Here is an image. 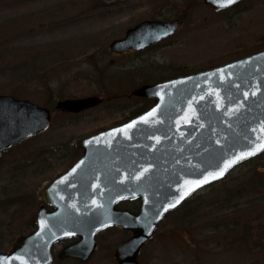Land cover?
<instances>
[{
    "label": "rangeland",
    "instance_id": "rangeland-1",
    "mask_svg": "<svg viewBox=\"0 0 264 264\" xmlns=\"http://www.w3.org/2000/svg\"><path fill=\"white\" fill-rule=\"evenodd\" d=\"M182 19L149 52L114 56L108 44L144 19ZM264 49V0L215 11L202 0H0V94L49 107L45 131L0 157V251H7L43 203L41 190L80 156L75 141L115 125L151 101L127 94L142 82L219 65ZM88 95L79 112L54 107ZM120 207L138 208L136 201ZM129 235L101 231L86 262L114 264ZM61 244L55 246L56 253ZM141 264H264V151L232 168L168 212L143 246Z\"/></svg>",
    "mask_w": 264,
    "mask_h": 264
},
{
    "label": "water",
    "instance_id": "water-1",
    "mask_svg": "<svg viewBox=\"0 0 264 264\" xmlns=\"http://www.w3.org/2000/svg\"><path fill=\"white\" fill-rule=\"evenodd\" d=\"M203 2L215 9L233 4ZM180 24L178 19L142 20L113 39L108 50L144 48L172 35ZM130 94L152 97L154 103L123 124L75 141L81 156L42 188L32 228L0 251V264H50L53 246L66 238L75 239L59 249L57 258L86 262L97 233L111 226L130 232L115 246L114 264H140L141 248L166 212L264 150V49L143 84ZM101 101L98 95L63 98L54 107L79 112ZM49 124L48 107L0 94V155ZM136 198L137 212L117 207Z\"/></svg>",
    "mask_w": 264,
    "mask_h": 264
},
{
    "label": "flooded vegetation",
    "instance_id": "flooded-vegetation-1",
    "mask_svg": "<svg viewBox=\"0 0 264 264\" xmlns=\"http://www.w3.org/2000/svg\"><path fill=\"white\" fill-rule=\"evenodd\" d=\"M245 1H247V0H238V1H236L235 3H233L232 5H230V6H228V7H225V8H223V9H221V10H218V11H223V10H227V9H230V8H234V7H237V6H239V5H241L242 3H244ZM160 42V41H159ZM159 42H157V43H155V44H153V45H151V46H147V47H145V48H143V49H140V50H133V49H128V50H126V51H123V52H121V53H110V54H113L114 56H118V55H126V54H139V53H144V52H147V53H150L149 51L154 47V46H156ZM169 78V77H168ZM164 79H166V78H164ZM160 80H163V79H160ZM159 81V80H158ZM153 82H155V81H153ZM143 83H152V82H142V83H140V84H143ZM139 84V85H140ZM138 85V86H139ZM128 95V94H127ZM139 98H141V99H148L149 101H152V99L151 98H147V97H144V96H139ZM132 117V116H131ZM131 117H128V118H126L124 121H121V122H119V123H122V122H125V121H127L128 119H130ZM118 124V123H117ZM80 150V149H79ZM81 153H82V151L80 150V155H81ZM79 157V156H78ZM78 157L76 158V159H78ZM75 159V160H76ZM74 160V161H75ZM125 201H131V200H125ZM132 201H136V202H138V205H139V200L138 199H135V200H132ZM138 208H139V206H138ZM137 208V209H138ZM135 211V210H134ZM70 240H64V241H62V242H60V244L61 245H63V244H65V243H67V242H69ZM60 245V246H61Z\"/></svg>",
    "mask_w": 264,
    "mask_h": 264
},
{
    "label": "snow or ice",
    "instance_id": "snow-or-ice-1",
    "mask_svg": "<svg viewBox=\"0 0 264 264\" xmlns=\"http://www.w3.org/2000/svg\"><path fill=\"white\" fill-rule=\"evenodd\" d=\"M235 2V0H227V3L228 4H230V3H234ZM221 6H226V4H221ZM223 173H221V175H222ZM185 195H187V193H185ZM179 201H177V203H178ZM172 206H174V205H172Z\"/></svg>",
    "mask_w": 264,
    "mask_h": 264
},
{
    "label": "trees",
    "instance_id": "trees-1",
    "mask_svg": "<svg viewBox=\"0 0 264 264\" xmlns=\"http://www.w3.org/2000/svg\"><path fill=\"white\" fill-rule=\"evenodd\" d=\"M142 110V109H141ZM15 146V145H14ZM29 222L31 223V224H33V219L31 218L30 220H29Z\"/></svg>",
    "mask_w": 264,
    "mask_h": 264
}]
</instances>
